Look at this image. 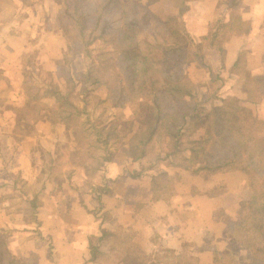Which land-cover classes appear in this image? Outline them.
Masks as SVG:
<instances>
[{"label":"crops","instance_id":"crops-1","mask_svg":"<svg viewBox=\"0 0 264 264\" xmlns=\"http://www.w3.org/2000/svg\"><path fill=\"white\" fill-rule=\"evenodd\" d=\"M230 1L158 0L151 5L156 13L180 16L197 39L209 36L217 19L228 25L239 15L249 24L247 32L224 41L223 57L211 42L203 46L207 81L201 92L217 83L219 96L205 99L207 105L234 93L243 96L240 74L233 70L241 50L247 53L246 69L264 73V0H237L232 6ZM51 18L55 27L45 26L49 30L41 19L33 23L27 15L19 19L8 14L0 20V238L11 252L25 264H180L179 256L192 264H220L223 252L235 264H249L250 253L233 225L249 194L243 173L194 175L186 160L151 153L133 161L127 144H120L114 157L87 177L88 162L71 159L79 149L75 144L65 148L58 138L47 142L67 131L48 118L46 100L54 102L48 98L38 102L44 105L43 118L34 123L33 132L17 135L9 106L26 103L18 84L25 53H38L42 65L45 52L61 49ZM206 66L219 77L211 79ZM195 89L199 91L197 85ZM257 107L264 120V100ZM153 181L168 189H153Z\"/></svg>","mask_w":264,"mask_h":264},{"label":"trees","instance_id":"trees-1","mask_svg":"<svg viewBox=\"0 0 264 264\" xmlns=\"http://www.w3.org/2000/svg\"><path fill=\"white\" fill-rule=\"evenodd\" d=\"M157 1L55 0L56 9L50 15L67 39L65 61H68L66 53L88 56L92 44L107 41L108 53L91 64L92 72L97 68L96 83L106 87L113 107L139 98L137 121L133 126L122 130L111 125L92 128L93 142H101L106 153L95 157L93 151L87 152L91 158L90 163L84 164L87 177L93 176L114 157L108 145L127 144L131 159L136 161L151 151L154 141H165L164 158L186 160L194 175L243 173L247 177L249 194L240 202L233 225L236 232L244 235V245L251 257L249 264H264V120L259 117L257 107L264 100V73L252 74L247 70V53L241 50L233 70L240 74L238 90L243 96L234 93L224 97L220 104L207 105L197 101L196 85L186 69L194 58L197 63L204 64L206 42H211L223 57L224 41L232 35H242L250 26L241 16L235 15L228 25L217 19L215 30L209 36L193 38L180 16L152 10L151 5ZM236 4L237 0L230 1L231 6ZM261 26L264 27V21ZM29 58L31 62H24L27 66L21 71L24 78L29 77L33 69L29 67L33 58ZM64 67L60 83L49 81L35 93L25 88L29 92L24 91L27 102L9 106L15 122L14 131L20 138L32 133L34 123L43 118L42 106L38 103L43 98L55 103L51 109L53 121L63 123L66 128L79 124L86 106L79 107L76 103L77 99L84 101L80 98L83 88H76L84 73L74 71L68 62ZM208 71L211 79L217 77L216 72L209 68ZM187 101L190 105L185 107ZM86 130L79 132L80 138L89 136ZM190 156L198 160L193 162ZM152 188L165 192L168 186L153 181ZM92 246L90 241L93 257ZM220 254V264H235L229 252ZM179 259L180 264H192L183 256ZM0 264H25L1 238Z\"/></svg>","mask_w":264,"mask_h":264},{"label":"rangeland","instance_id":"rangeland-1","mask_svg":"<svg viewBox=\"0 0 264 264\" xmlns=\"http://www.w3.org/2000/svg\"><path fill=\"white\" fill-rule=\"evenodd\" d=\"M64 1V0H61ZM11 5V8H8V5ZM22 4V6L19 5ZM54 4V5H53ZM8 8V9H7ZM56 9V4L55 0H0V11L2 13V17H0V20H3L7 15L9 14L12 16L13 14H17V17L19 19H23L24 17H30L31 21L34 23L37 20L36 19H41L42 27L45 30H49V28H45V26H49L50 29H52L53 26L51 23V15H53L54 10ZM157 9V8H155ZM32 24V23H31ZM30 24V25H31ZM56 29H58L60 34V41H61V49H56L53 51L52 49L50 52H45L42 58L43 64L40 63L39 55L36 52H26L23 58V64L27 60H31L29 57H32V64L29 65V67L33 66V69L30 70L29 72V77H23L22 72L20 71V77H18V84L20 85V89L25 91L26 89H29L30 93H35L38 91V88L41 86L44 87L45 83H48L49 81H57L60 83V80L62 79L63 76V68L65 62L72 65L74 68V71L79 72V73H84V76H82L78 82H77V88L82 87L83 91L80 95V98L84 101H76L79 107L82 105L86 106V109L80 116L79 119V124H71L69 128H66V130L69 132H64L63 134L58 133V136L49 137L48 139V144L50 141L61 140L65 143V148H69V146L74 147V144L76 147L79 149L76 150V152L71 156V159L73 161L79 160L83 162H88L90 163L91 158L87 154L88 151H93L96 155L95 157L100 156L103 153H106L105 150L102 149V143L101 142H93V139L95 136L91 133L92 128L94 126L97 127H108L109 125L115 126L117 129H125V127L128 126H133L132 124L134 121H137V109H138V99L139 98H134L132 101L124 104L121 107H113L112 100L108 98L107 94V89L104 85L102 84H97L95 81V71L97 68L93 70V72L90 70L91 69V64L92 61L94 63H97V60L99 59L98 57H101L102 55H106L108 53L109 49V42L107 41H97L94 44H92L90 48V53L89 55H84L83 53L75 54V53H66V58L68 61H65V47L67 44V39L63 35V32L60 29L59 24H57ZM49 43V42H48ZM45 44H47V40L45 38ZM63 46V47H62ZM34 51V50H33ZM52 53V54H51ZM58 54V55H55ZM28 57V58H27ZM38 59V60H37ZM46 61H49L46 64ZM52 61V62H51ZM197 59H192L189 65L186 67L187 73L192 78L196 85L199 87V91L201 92L200 86H205L204 84L206 83L207 79H205L206 72L202 67L201 63H197ZM31 62V61H30ZM67 65V64H66ZM26 67L27 65H23ZM204 71V74L200 73ZM1 73V71H0ZM197 75V76H196ZM194 77V78H193ZM202 79V80H198ZM24 80V81H22ZM37 82V84H35ZM29 86H26V84ZM217 84V83H216ZM216 84L212 86L209 91L206 93H203L202 95L196 94V97H198L199 102L206 103L204 101L209 97V99H215L217 96V92L215 90ZM18 87V86H17ZM42 91V89H41ZM197 89V93H199ZM205 92V89H203ZM27 92V91H25ZM29 94V92H27ZM41 93V92H40ZM24 94V93H23ZM25 96V97H24ZM23 96V101L22 102H27L28 96L25 93ZM219 96H217L218 98ZM193 100V99H191ZM201 100V101H200ZM39 102V101H38ZM41 102L44 104L45 101L41 99ZM42 104V107L44 106ZM24 105V104H22ZM190 102L187 101L185 102V107L189 106ZM55 106V103L52 101L46 100V109L48 112V118H51L52 116V110L54 109L53 107ZM262 115V114H261ZM81 123L83 126H81ZM196 123V122H194ZM87 129L86 133L89 135L87 138H80L79 132L84 131ZM89 129V131H88ZM51 139V140H50ZM165 141H154L152 149L149 153L153 155V157H157L158 155L161 157L165 156V151L167 150L166 148V143ZM110 144V143H109ZM108 149H112L114 151L115 147H112L111 145L107 147ZM66 150V149H65ZM44 157V161H49V155L47 153H44L42 155ZM179 156V155H178ZM181 159L180 157H178ZM190 159H192L193 162L197 161L198 159L195 157L190 156ZM235 233V232H234ZM239 236L237 235L239 240H241L242 243H244L243 238L244 235L241 232H237Z\"/></svg>","mask_w":264,"mask_h":264}]
</instances>
